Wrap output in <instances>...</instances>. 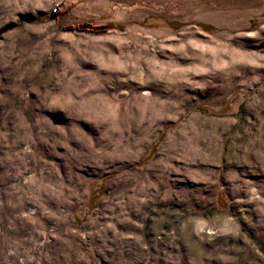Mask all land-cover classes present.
Wrapping results in <instances>:
<instances>
[{
    "label": "rangeland",
    "instance_id": "obj_1",
    "mask_svg": "<svg viewBox=\"0 0 264 264\" xmlns=\"http://www.w3.org/2000/svg\"><path fill=\"white\" fill-rule=\"evenodd\" d=\"M0 264H264V0H0Z\"/></svg>",
    "mask_w": 264,
    "mask_h": 264
},
{
    "label": "built area",
    "instance_id": "obj_2",
    "mask_svg": "<svg viewBox=\"0 0 264 264\" xmlns=\"http://www.w3.org/2000/svg\"><path fill=\"white\" fill-rule=\"evenodd\" d=\"M56 8H54V11H55Z\"/></svg>",
    "mask_w": 264,
    "mask_h": 264
}]
</instances>
